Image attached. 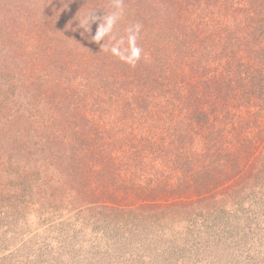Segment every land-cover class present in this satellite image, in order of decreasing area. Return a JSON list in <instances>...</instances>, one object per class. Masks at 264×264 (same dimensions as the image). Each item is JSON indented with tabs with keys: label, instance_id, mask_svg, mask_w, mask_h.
Instances as JSON below:
<instances>
[{
	"label": "trees",
	"instance_id": "trees-1",
	"mask_svg": "<svg viewBox=\"0 0 264 264\" xmlns=\"http://www.w3.org/2000/svg\"><path fill=\"white\" fill-rule=\"evenodd\" d=\"M263 185L264 0H0L1 240L172 237Z\"/></svg>",
	"mask_w": 264,
	"mask_h": 264
},
{
	"label": "rangeland",
	"instance_id": "rangeland-1",
	"mask_svg": "<svg viewBox=\"0 0 264 264\" xmlns=\"http://www.w3.org/2000/svg\"><path fill=\"white\" fill-rule=\"evenodd\" d=\"M38 213L22 215L26 227L0 239V258L10 264H50L45 256L51 255L53 264H264V185L243 197L240 211L215 215L206 227L197 221L202 216L189 219L187 231L175 229L172 237L146 232L126 241L112 233L101 245L81 226L93 216L58 208Z\"/></svg>",
	"mask_w": 264,
	"mask_h": 264
}]
</instances>
